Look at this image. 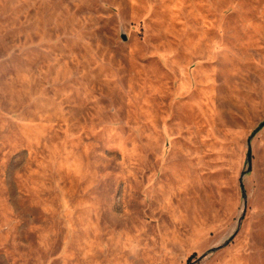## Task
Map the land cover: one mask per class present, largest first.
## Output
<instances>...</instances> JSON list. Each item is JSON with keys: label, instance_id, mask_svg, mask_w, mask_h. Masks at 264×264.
<instances>
[{"label": "rangeland", "instance_id": "374dc122", "mask_svg": "<svg viewBox=\"0 0 264 264\" xmlns=\"http://www.w3.org/2000/svg\"><path fill=\"white\" fill-rule=\"evenodd\" d=\"M0 264H264V0H0Z\"/></svg>", "mask_w": 264, "mask_h": 264}, {"label": "water", "instance_id": "95a60500", "mask_svg": "<svg viewBox=\"0 0 264 264\" xmlns=\"http://www.w3.org/2000/svg\"><path fill=\"white\" fill-rule=\"evenodd\" d=\"M249 159L251 160V148L249 150Z\"/></svg>", "mask_w": 264, "mask_h": 264}]
</instances>
